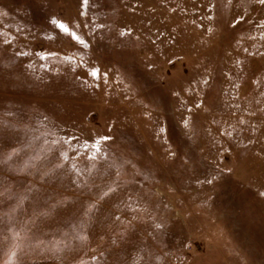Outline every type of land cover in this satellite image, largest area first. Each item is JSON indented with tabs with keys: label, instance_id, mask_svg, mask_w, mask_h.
I'll list each match as a JSON object with an SVG mask.
<instances>
[{
	"label": "rangeland",
	"instance_id": "374dc122",
	"mask_svg": "<svg viewBox=\"0 0 264 264\" xmlns=\"http://www.w3.org/2000/svg\"><path fill=\"white\" fill-rule=\"evenodd\" d=\"M0 264H264V4L0 0Z\"/></svg>",
	"mask_w": 264,
	"mask_h": 264
},
{
	"label": "snow or ice",
	"instance_id": "6c2138e0",
	"mask_svg": "<svg viewBox=\"0 0 264 264\" xmlns=\"http://www.w3.org/2000/svg\"><path fill=\"white\" fill-rule=\"evenodd\" d=\"M88 0H85V4H87ZM259 3L264 4V0H259ZM61 27L64 29L65 32H69V29L64 26L63 24H61ZM72 35H75L74 33ZM75 39H77L78 41H80L81 43H85L83 40H81V38L79 36H75ZM16 150L14 149L13 152H15ZM114 191L113 188L109 187L107 191L103 192L101 194V199L105 196H107L109 194V192ZM90 207L94 208L95 204L90 205Z\"/></svg>",
	"mask_w": 264,
	"mask_h": 264
}]
</instances>
